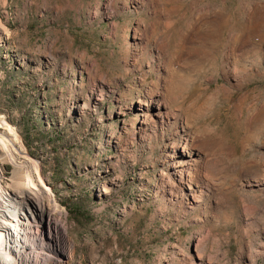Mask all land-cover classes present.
Returning a JSON list of instances; mask_svg holds the SVG:
<instances>
[{
	"label": "rangeland",
	"instance_id": "1",
	"mask_svg": "<svg viewBox=\"0 0 264 264\" xmlns=\"http://www.w3.org/2000/svg\"><path fill=\"white\" fill-rule=\"evenodd\" d=\"M261 1L179 0L171 23L162 18L157 25L166 31L171 53L187 20L215 9L219 38L198 32L178 50L180 63L198 61L208 73L216 71L234 34L237 66L249 73L241 86L230 88L222 113L206 110L197 125L213 130L218 156L226 144L232 148L226 162L233 168L214 177L224 195L210 208L183 209L169 202L164 137L137 130V98L145 90L161 91L151 84L153 70L141 81L152 46L141 51L133 45L138 24L152 20L150 8L133 0H0V116L59 209L53 216L63 237L45 217L34 221L55 263L188 264L185 255L194 253L195 237L205 233L204 254L195 264H264V191L239 186L254 182L252 170L264 175L262 109L251 132L243 126L246 112L264 104V15L253 26L244 21L242 7ZM204 54L213 55L216 68ZM218 82L225 81L218 76ZM206 85L198 75L178 101L202 104L218 87ZM0 168L6 189L12 166L0 162Z\"/></svg>",
	"mask_w": 264,
	"mask_h": 264
},
{
	"label": "bare ground",
	"instance_id": "2",
	"mask_svg": "<svg viewBox=\"0 0 264 264\" xmlns=\"http://www.w3.org/2000/svg\"><path fill=\"white\" fill-rule=\"evenodd\" d=\"M133 3L140 6L146 4L152 16V20L147 23H139L133 33L134 47L143 51L147 50V44H150L153 50H150V57L146 58L147 70L142 72L141 81L153 70L156 77L151 84L155 89L157 85L161 89L160 92L145 90L137 98L136 105L140 117L137 130L143 134L147 131L154 133L158 131V134L164 137L163 159L169 163L171 170L168 177L171 180L166 179L169 182L168 192L172 195L169 202L183 209L210 208L213 204H218L224 195L221 184L214 182V177L218 175L220 177L222 173L233 168V165L226 162L230 158L232 148L226 144L222 149L224 154L218 156L215 150L212 152L219 141L217 137L209 134L213 130L210 127L199 128L197 125L201 119L203 120L206 110L216 109V113H222L223 101L230 96V88L241 86L243 80L248 77V68L237 66L241 58L236 52L239 43L235 42L234 34L227 37L228 42L216 71L208 73L198 61L182 64L178 50L184 47L186 42L193 40L198 32L202 31L217 41L220 34L218 11L208 8L188 19L184 27L176 31L175 50L168 53L166 31L157 30V25L163 23L162 18L171 23L175 14L179 12V0H133ZM164 3L172 5L164 10L162 8ZM242 10L244 21L257 26L264 15V1L251 7L243 6ZM212 56L205 58L216 68ZM260 56L263 58V54ZM200 74L204 75L207 83L204 89L210 82H216L217 89L207 95L202 104H198L194 99L183 106V101H178L177 94L181 92L183 95V92L193 86ZM218 76L225 82L219 83ZM222 93L224 97L221 96ZM169 101L176 107H172ZM204 103L210 107L207 109L203 106ZM263 107L262 103L256 111L246 112L243 126L247 132L253 129L260 110L264 112ZM242 111L241 106L237 107L236 115L242 116ZM16 142L13 127L0 116V162L10 164L13 174L10 183L4 189L0 168V264H57L35 232L34 221L45 217L46 223L63 237V230L59 227L61 225L53 216L59 209L50 195L49 187L38 175L37 165L16 146ZM17 158H20V161H17ZM33 171L36 174V182L31 174ZM165 178L167 177L160 175L161 182H166ZM249 178L254 182H240L239 186L254 187L259 193L264 191V175H258L252 170ZM27 211L30 215L26 214ZM202 234H198L194 239V253L184 257L188 264H195V261L204 254L207 237L205 233Z\"/></svg>",
	"mask_w": 264,
	"mask_h": 264
},
{
	"label": "water",
	"instance_id": "3",
	"mask_svg": "<svg viewBox=\"0 0 264 264\" xmlns=\"http://www.w3.org/2000/svg\"><path fill=\"white\" fill-rule=\"evenodd\" d=\"M41 226L43 227V224H41Z\"/></svg>",
	"mask_w": 264,
	"mask_h": 264
}]
</instances>
